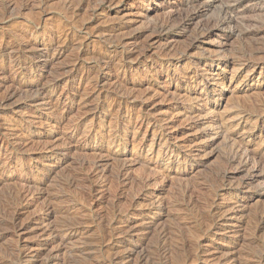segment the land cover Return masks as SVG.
I'll return each mask as SVG.
<instances>
[{
  "label": "rangeland",
  "instance_id": "1",
  "mask_svg": "<svg viewBox=\"0 0 264 264\" xmlns=\"http://www.w3.org/2000/svg\"><path fill=\"white\" fill-rule=\"evenodd\" d=\"M10 1L9 0H0V56L2 55L0 57V59L2 58L0 60L1 61L0 62L1 63L0 66H2V67H0V69H2L0 71V76L2 77L3 74H4L5 77L13 78L16 73L23 72V73H25V76L28 75L30 78L31 77L32 78H34V77L36 78L37 77L40 81L42 80L41 81L42 84H44L46 82L45 83L46 86H49V85L53 84L54 82H59L58 87H57V89L55 91V94H54V97H53V101L56 100L57 106L59 105L58 106V114H61L60 116H62V119L63 120H61V124L57 125V127L58 126H60V127H58V128L55 127V129L54 128H51V129H52V132L54 134H58L61 131L60 132L61 135L62 136H65V137H63L64 139L60 142V144H61L60 145L61 146V149L60 150H58V151L53 150V151H51V152H49L48 154H45V155L41 153V150L40 149L44 147V144H41L39 142V140L36 139V137H38V133L39 132L41 134V131H42V134H43V133H47V131L44 132L43 130L40 129V127L38 128V126H41L40 124L42 122V119H43V121L45 120V122H47V123L48 122L49 123L51 122L53 125L55 124V122H53L51 119H47L48 120L47 121L46 118H44L46 113H49V114H50V112L52 113V111L50 110L51 106H49L50 108H48V105H46L45 106V109H46L45 111L46 112L44 111L43 112L44 115H41L42 112L40 111L41 110L40 105H39L40 103L38 104V102L37 103L36 102H32L30 100V97L28 96V95H31V94H28L27 95V94L23 93V95H22V93L18 92L14 96V98H12L11 102L9 103V105L10 104L13 105V107L15 109L13 107H11V105H10L9 107L6 108L5 111H3V113H0V129L2 131V132L0 131V155H1L0 156V169L1 170H4L5 169L4 173H5V177L7 179V180L5 179V181H3L5 185L2 184L3 182H0V184H1L0 185V213H1L0 214L1 215L0 216V219H1V223H0V227H1L0 228V236L2 235L1 236L2 238L0 237V264H2V261H3V264H14L13 263L14 261L13 260H10V259L13 258L12 256H14L15 253H16L15 254L16 256H17V254H18L19 251H22L25 254H30L31 252H33L34 249L35 250H39V249L41 250L42 247H43V246L39 245V243H40L39 242V238H40L39 233L41 234V228H40L41 226H40V224L38 222L33 223V221H32V219L35 218V216H37L39 214V212H37V211H40V209H41L40 207H42L43 203L41 202L42 200H39L40 201L39 202L38 200L33 199L34 197H32V196H34V195L37 196V190L35 189V187L37 186V184L35 185L34 180H35L36 183L39 182L41 179L44 180V177H42V176H39V177L36 176L38 174L37 170L38 169L43 170L45 168L44 165H48V163L51 164V165H55L56 168H55V171L53 172V174L51 176H49L50 179L47 178V180H45V182H43L42 185L45 186V187L47 186L46 189L49 190V192H52L53 190L55 192L56 191H59V192L62 191L63 192L65 190L63 193L66 194V195H68L67 193H69L68 196L71 198V200H75V204L78 203L79 207H82V210L83 211L85 210L84 214H86L87 211L88 212L90 211L89 213L87 212L88 215L82 216V220H84V222L86 223V226L88 228L81 233L82 235L79 234L78 237L76 236V237L73 238V241L75 243H77L80 240L81 241L82 240H85V241H90V242H91V240L93 242L94 241H98L105 234V232H107V225H108V223L111 221V219L113 217V215H112L113 214V211L115 209H117L114 206V203H115L114 202L115 201L114 198H115V196H117V194L119 192H122V197H121L122 200L120 201V204H119V210L120 211H123V210L126 211V210H128L127 208L130 209V206H131L130 204H132V206H133V203H135L136 201L137 202L140 201L139 202L140 205H139V208H137V210H141V209H144V208L146 210L147 209V205H149V203H151L152 201H157V200L159 201V199L165 203V207L163 208L162 214H161V210H158V209H153L151 211L156 216H158V220L156 222V227L159 228V229H157L155 227V229H153L152 232H151V234H150L151 236L150 235L148 236L149 238H147V240H145L143 246L141 247L142 249H144L143 250V253H145V255H147L146 258L145 259H142V260L139 259V261L137 260L136 263L132 262L130 264H139V263L140 264H217L216 262L218 261V258L224 256V254H227V253H228L227 256H230L231 255L230 257H233V260L230 261L231 264H252V261H253V264H255V261L257 260L256 257H258V255H259V253L257 254L255 252L256 251L257 252H261L262 251V248L259 247L260 244H258L257 242H259L260 239L264 236L263 235L264 234V231H257V230H254L253 231V228L256 229V225H255V223H256L255 221L256 220L254 221V219H256V213L259 212V210H261L262 208H264V193H262V192H264V182H263V184L261 183L260 186L259 185L257 186V184H256V186L255 185L251 186V188H249V189L246 190V194L245 193H242L243 195L241 194V197H239V200H236V201H239V203H240L241 206L242 205H246V204L248 205L246 211L243 213V215L245 214L246 216L244 215L243 218H242V220H237L236 221V223L241 227V229H239V227L234 228V230H233V228L230 229V230L229 229H226V225H225L226 222H223L220 217H219V219L217 217V219H216L217 220V222H216L217 225L215 226L214 229H212V227L210 225L212 222H210V220H209L210 218L207 217V214H206L207 213V209H209L210 204L213 203L211 201H214L215 202L217 199L219 201H223V200H231L232 201L234 199L233 201H235V198H234L235 195H234V193L236 194V191L234 189H231L232 191L229 190V191H223V192H221V194L223 196H220V197H217L218 194H214V193H218L221 190V187H223L222 180H221L222 183L220 182V179H221V176L220 175L224 172L225 166H222L224 164V160H223V158L220 155H219L220 158L218 157V155L217 156L216 155H213V156L209 157V159H207V158H200L197 161L198 164L196 163L197 165H195L196 166L195 167L196 169L194 168L195 170L193 169L190 172H189V167L188 166H181V168H177V166L168 167V166H166L164 164V162H161L158 166L156 165L157 167L156 166L150 167L151 169L153 168V170L148 169L149 167H147V169H146L145 168L146 167L145 164H135V165H132L131 168L129 169L130 170L129 171L130 172L129 173V177H130L129 186L128 185H126V186H120V184H119L118 181H116L113 178H111L110 179L111 181L109 180L107 182V186L108 187L106 186L105 189L102 192L103 194L101 193L102 195L100 193H98V194H96L95 197H91L90 196V198H89V196H87L86 197L87 199H85V196L86 195L85 196H84V194L81 195L83 193L82 192L83 190H82L81 187L72 188L73 190L70 188V190H69V189L66 188V186H64L65 185V183H64L65 181L64 180H66L68 178L67 176L69 174H72V173H74L76 171H79V170L81 171L80 165H77V164H79L80 161L81 162L84 161V163H85V161L86 162H90V160L91 159L93 160V158H94L93 157V153H92L93 152L92 149L93 148H96V146L93 145V144H88V143L86 144V142H84V139L82 138V137H84V134L83 133H86L87 131L88 132L89 131H97L98 133L99 132H102L104 130V127H102V126H107L112 121V120H110V118L109 119H100V120L99 119H96V118H88L89 114L83 112L86 109L83 108L84 110H82V108H78V106L77 107L75 106V108H74L73 107V103L71 104V101L69 99L71 97H73L74 95H76L80 91L82 93H84V94H87V93L88 94H97V92L99 93L101 91V86L96 85V81H97V79H100V78H103V79H105L106 81H109V82L111 81V83L107 84L106 85L107 87L105 86V88H103V89H110V88H112L113 87L112 86L113 85L112 81L115 82L116 76L117 77L121 76L122 78L132 79V80H135L136 81V78H138V75L142 72V70L144 68V67H141V66H138L137 65V60L139 59L140 54L144 51V48L145 47L143 45H145L144 43L147 42L146 39H148L149 41H152V42L154 41L153 42L154 44H151L152 42H150V44H151L150 47L151 48H149V46H147L150 52L148 53V60H147L146 64L147 65H150L151 64V61H149V60L152 59V56L155 55L158 52H161V51L165 50L168 47L169 43H172L171 45L174 48H177V47L179 48L180 47L179 49H181V47L184 44H185L184 47L190 45L192 43L191 41H193L194 37L198 34L197 33V30H198L197 28H199L203 24L204 25L208 24V22H211L212 23L211 26L213 24L215 25V23H216V25L218 27H214V29H212V35L209 38L202 40L199 43V45L197 44V46L190 51V53L192 52L191 53V58L192 59H190V58L189 59L188 58H182V59L175 58V59L172 60L171 65L170 64H166V66L165 65H162L161 66L159 64H156V65H154L153 68L151 67V72L152 73L149 72L150 74L148 73L146 75V81H147V76L149 78L151 74L152 75H156L157 72H161V71L163 73H165V74H163L162 77L157 78L158 80L157 79H154V80L151 79L150 80V83H151V85L155 89H157V91L159 93L158 96L160 98L158 96L156 98H159V100L161 99L160 101L161 102L163 101V103L169 104V103H172L173 102V101H171L172 100V98H171L172 97V87H173V85H176V80H178L177 82H179V83H182L183 82V77H181V75H179V77H176V79L172 80V75H173V78H175L174 77V71L175 70L182 69V68H184L186 66L187 67L188 66L189 67H195V68L200 69L201 71H204V73L206 72V74H205L206 77L207 76L209 77V75L211 76L212 73L216 74L218 71H221V73L220 72H218V73L224 74L225 73V70H227V69L229 70V71L227 70L228 73H229L228 76L231 75L229 78H231L234 75V73H236V75H234V76L237 77V79H236L237 81L235 83L233 82L234 84H233V88H232L233 91L232 92L229 91L230 86L228 88H226L225 91H222V87L221 86L220 87H218V86L215 87V84H213L212 82H207V81H205V84L204 85L201 84V83L198 84V90H199V92L204 93V94H208V95H212L213 93H215L216 95H218L219 93L224 92L223 93L224 98L222 99L220 105L216 109L217 111H220V113L219 112H216L218 115H223L225 113L228 114V113H230V111L234 110L235 108L238 109V106L240 104H242L241 105L242 108H244V106H246V105H247L246 107H248V105L250 104L248 108L242 109V110L247 109V111L249 110V112H247L245 110L246 113H249V115L246 116V118L247 117L248 118L247 119L244 118V120L246 119L245 121L249 122L248 123L249 126H246V127L248 129V128H251V126H252L253 130L255 129V131H254L255 132V136H253V139L254 140L252 141V143H256L257 142V144H258V143H260L262 141L264 143V126H263L264 125V115H263L264 114V0H182V1H180V0H113V4H112V0H106V1H104V0H89V1L88 0H82V1L81 0L80 1L79 0H46V1L45 0H38L37 1L36 0L37 3H36L35 0H34L35 2L33 0H29V1L28 0H22L24 2L20 1L21 3L19 2V0L18 1H13L12 0V2H11V4H13L12 6L9 3ZM39 1H41V2H39ZM77 1H79V2H77ZM188 1H189V3H188ZM5 2L8 3V5ZM26 2H28V5L27 6H23L24 4H22V3H25L26 4ZM170 2H171V4H170ZM71 3L72 4L75 3V4L72 6ZM76 3L77 4L81 3V4L79 6L77 5V8H76L75 7ZM102 3H103V5H102ZM110 3H111V5H110ZM32 4H33V6H32ZM166 4L167 5L170 4V7H172V6L177 7V10H178V8H180L178 11H180L181 14H180V12L179 13L178 12L177 13L175 12L174 13V17L172 16V19L174 18L173 21H171V23L173 24V26H172V24L170 22H167V19H169L171 17L170 16L171 13H170V9H168V8L166 9V7H165ZM190 4L191 5L193 4V6H191ZM21 6L23 8H21ZM39 6H40V10H39ZM180 6L183 9H181ZM13 7H14L15 10L14 9H10V8H13ZM41 7H42V9H41ZM79 7H80V9H79ZM187 7L189 8V10L191 12H194L195 11L194 9L196 8L197 11H195V12H198V14L195 16V18H194L193 21H190V22L189 21H186L184 23V21L186 19V16H187V12L189 13V10H188ZM30 8H32V9H30ZM186 8H187V10H186ZM16 10H19V11H16ZM165 10H166V12H165ZM167 10H169V11H167ZM5 12H7V13H5ZM95 12H96V14H95ZM99 12H100V14H99ZM184 12H186V13H184ZM68 13H69V15H68ZM90 13H91L92 17H90L91 16ZM190 13H189V15H191ZM3 14H4V16H2ZM7 14H10V15H7ZM165 14H166V16H165ZM59 15H61V16H59ZM94 15L96 17H94ZM101 15H102V17H101ZM58 16H59V18H58ZM78 16H80V17H78ZM93 17H94V19H93ZM178 17L180 19H182L181 20L182 22H179L180 19H178ZM112 19H114V20H112ZM115 19H116V21H115ZM119 20H122V21H119ZM206 20H208L207 23H206ZM114 21L115 22H118V23H115ZM174 21H176L177 24ZM212 21H215V22L213 23ZM64 22L65 23H67V22L69 23L70 22V24H72V25L74 24L75 25V26L74 25L73 26H74V32H75L76 35L73 36V38H72L73 39L72 40L73 42L71 41L72 43L69 42V41L68 42H63L64 41L63 40L64 39L63 38V35L58 36L60 34L59 31H58L59 30L58 28H61V25L63 26L65 24ZM112 22H114L115 24L112 23ZM162 22L169 29V30H167L168 32L165 33V34L164 33L163 34L162 33H159V31L157 30L156 26H154V25H157V24H163ZM124 23L129 24V26H128V30L129 31L128 30H125L124 33L122 32V34H121V32H117L118 34H120V35H118V38H117L116 37L117 36L116 35L117 33L111 32L110 31V28L113 25L124 24ZM199 23H200V25H199ZM107 24H108V26H107ZM35 25H37V26H35ZM194 25H197V26H195V28H193ZM38 26L40 28H38ZM148 27H149V29H148ZM172 27H173V29H172ZM154 28H155V31L153 30ZM39 29H41V30H39ZM54 29H56V30H54ZM195 29H196V31H195ZM30 30H32V31H30ZM80 30L82 32H80ZM131 30H132L133 33H131ZM156 30H157L158 35L156 33ZM170 30H172V31H170ZM250 31H252L253 33L250 32ZM90 32H91V34H90ZM125 32H126L127 35L125 34ZM256 32H258V33H256ZM92 33H94V34H92ZM102 33H103V36H102ZM150 33H151V36L149 35ZM154 33H155L156 36H154ZM15 35H18V36L16 37ZM23 35H25V36H23ZM105 35H106V37H105ZM249 35H250V37H247ZM29 36L33 37L34 39H37L38 43L40 44V46L38 48H35L34 49L31 46H30L31 48L30 47L24 48L26 42H24V43L22 42L24 40L23 37L26 38V37H29ZM78 36H80V37H78ZM100 36H102V37H100ZM134 37H135V39H134ZM136 37L138 38V41L140 42L139 45H138L139 48H136L137 50L135 49V51L133 52V54L131 56L127 57V59L122 60L121 59V55H118V54L114 53L115 50H116L114 48V46L117 45L118 39H124V40H129V41H132L131 39H133V41H134V40L137 39ZM192 37H193V39H192ZM10 38H12V39H10ZM79 38L80 39L82 38V39L79 40ZM115 38H116V40H115ZM143 38H144V40H143ZM190 38H191V40H190ZM13 39H14V41H13ZM187 40L188 41L190 40V42H188ZM85 41H87V42L85 43ZM74 42L75 43L78 42V44L76 43V45L78 47L75 45ZM46 43L47 44L48 43H53L54 44V47H53V50L54 51L51 50V56H50V60L51 61L49 60V63L44 68V67H41L40 65H38V63H36L34 61V59L39 55V53L41 51L45 50V46L44 45H46ZM60 44H62V45H60ZM85 44L88 45V48H87V46ZM150 44H148V45H150ZM218 44L220 46H218ZM165 45H166V48H165ZM72 46H73V48L75 46L76 47L73 49ZM140 46L142 48L141 50H140ZM19 47H21V48H19ZM22 47H23V49H22ZM1 48H2V50H1ZM55 49H56V51L58 53L55 51ZM75 49L76 50L78 49V50L76 51ZM16 50L18 51V53H17ZM61 50L63 51V53H62ZM21 52H22V54H21ZM207 52L208 53L210 52V53L208 54ZM13 53H15V54H13ZM77 53H80V54H77ZM138 53H139V55H138ZM205 53H206V55H205ZM72 54H74V55H72ZM110 54H112V55H110ZM213 54L214 55H217V57H215ZM3 55H5V56H3ZM80 55H81V57H80ZM109 55L112 58V61H114V62H113V64H110L111 66L110 65H108V66L106 65V67H105V62L106 61H104V60H108L109 59L108 58ZM200 55H202V57ZM11 56H13V59H12ZM93 56H96V57H93ZM76 57H77V59H76ZM203 57L204 58L210 57L209 58L210 60L213 61V59H215L216 62L215 61L214 62H210L209 61V62L205 63ZM225 57H226V59H225ZM3 58H5V59L3 60ZM93 58H94V60H93ZM100 58L102 60H99ZM261 58H263V59L261 60ZM14 60H16L17 62L14 61ZM83 60H85V61H83ZM258 60H260V61H258ZM55 61L56 62L58 61L57 64H56ZM67 61L68 62L70 61V62L68 63ZM81 61H83V62H81ZM231 61H234V62H231ZM14 62H16V63H14ZM50 62H52V63H50ZM96 62H98V63H96ZM129 62H131V63L129 64ZM13 63H14V65H13ZM259 63L262 64V67L263 68H261V69H263V70H261L260 68L257 67V65ZM3 64H4V66H3ZM26 64H27V66H26ZM55 64H56V66H55ZM18 65H19V67H18ZM20 65L22 66L21 68H20ZM64 65H67V66L64 67ZM100 65H101V67H100ZM234 65H236L238 67H236ZM54 66H55V68H54ZM117 66H118V69H117ZM233 66H234V68H233ZM24 67H26V68L24 69ZM90 67H91V69H90ZM203 67H204V69H203ZM71 68H76V70H77V72H76V74H75V76L73 78L74 81L73 80L71 82L63 81L64 75L62 76L61 75L62 74L61 72L66 71V70H69ZM56 69H58V70H56ZM124 69L127 70V71H125L123 73ZM8 70L12 74H9L10 72H8ZM53 70H56V71H53ZM115 70H116V72H115ZM167 70H168V72H167ZM207 70H209V71H207ZM246 71H247V73H245ZM260 71H261V73H259ZM56 72H58V73H56ZM54 73H56V74H54ZM92 75H95V77L97 76V79L94 78V77H92ZM55 76H57V77H55ZM1 77H0V93L2 92L3 94L2 93L0 94V98L4 97V95L10 90V89H8V86L7 85L5 87H3L1 85V84L4 83V81H7V79H9V78H7L5 80L4 76L2 78ZM27 77H25V78H27ZM83 78H85L86 80L83 79ZM245 78H246V81H245ZM55 79H56V81H53ZM94 79H96V80L94 81ZM48 81H49V84H48ZM240 81H241V84H239ZM88 82H89V84H88ZM194 83H195V81H194ZM90 84H92V85H90ZM246 85H251V86H256V87L258 86L259 88L257 87L258 90H256V92L249 91V92H246V93H240L239 92V89L237 91L236 88H235V86H238V88H242V87H244ZM62 86H63V88H62ZM110 86H112V87H110ZM93 87H95V88H93ZM99 87H100V89H99ZM4 88L8 89V91H6V89H5V91H3ZM67 89H69V90L67 91ZM86 91H87V93H86ZM166 92H167V95H166ZM168 92L170 93L169 96H168ZM257 92H258V94H257ZM247 93H249V94L246 95ZM69 94H71V95H69ZM250 94H252V95H250ZM19 95L20 96L22 95V97H20ZM163 95H165V97L166 96L167 97L165 98ZM234 95L235 96L237 95L236 98L238 99V102H237V99L235 98ZM23 96L25 98L26 97H28V98L25 99ZM136 96L139 97L140 95L137 94ZM67 97H69V99H67ZM229 97H231L230 98L231 100L228 99ZM239 98H241V99L239 100ZM60 99H61V101H60ZM139 99H140V97H139ZM211 99H212V96H211ZM256 99H257V101H256ZM22 100H23V102H22ZM13 101H15V102H13ZM33 103H35V104L32 105ZM237 103H238V105H237ZM65 104H66V106H65ZM102 104L105 105L104 103H100V104L97 105L98 108H100L102 106ZM260 104H262V105H260ZM236 105H237V107H236ZM251 106L252 107L255 106V107L252 108ZM52 107H53V105H52ZM64 107H65V109H63ZM160 107H161V109H160L161 111H159L157 114H159L160 116H161V114H162V116L168 115V113H166V111H168L167 108H166L167 106L161 103ZM233 107H235V108H233ZM77 108L79 110H77ZM260 108L263 109V110H261ZM21 109H22V111H21ZM204 109H205L204 107H199L198 108V110H200L201 112L204 111ZM25 110H26V112H25ZM251 111L253 113H257L258 111L259 112L257 114H255V115H252L253 113ZM259 113L261 115H263V116H260ZM82 114H84V115H82ZM85 115H87V116H85ZM128 115H130V114H128ZM128 115L126 114V112L124 113V116L126 118L128 117ZM42 116H43V118H41ZM172 116H174V118ZM172 116L170 115L169 117H170V119L172 118L171 120H174V119L176 120L174 122L175 126H176V123L178 124V123L181 122V121H179L180 117L179 118L176 117L177 115L176 116L175 115H172ZM210 116H212V114ZM5 120L6 121L8 120V121L6 122ZM127 120H129V117L127 118ZM254 120L255 121L258 120V122L257 121L255 122ZM132 121L136 125V116L133 115ZM22 122H23V124H22ZM251 122H252L253 125L251 124ZM92 124H94V125H92ZM184 124H185L184 121H182L180 124H178V125H181V126H176L175 127L176 129L175 128H171L170 131L168 130L169 134L178 136L179 139L177 138L175 140L176 143H182L186 138H188V137H185V136L188 135L187 133H185V134H181V133L179 134L178 133V130L179 129H180V131H182V128H183V125ZM90 125H91V127L89 128ZM16 127L18 128V130L20 129L23 132H25L26 134L28 133L27 135H29L30 137L32 136V139H33V140L31 139L32 142H31V140H29V143L27 142L28 144H26V145H19V144H14L13 145L12 143H14L13 140H14L15 137L11 136L10 134H12V132H13L11 130L15 129ZM145 128H146V130H148V132L145 130ZM140 129H141V138L143 137V135H146L147 142L145 144L147 145V143H149V135H150L149 130H150V128L148 129V125H144ZM5 130L8 133L7 137L4 135L6 133ZM29 130H30V133L31 134L29 133ZM22 131H21V133H22ZM18 132L20 133V131H18ZM74 132L77 133V135L75 134V137L73 139L69 138V135L71 137V135ZM81 135H82V137H81ZM182 135H185L184 136L185 138ZM8 136H10V137H8ZM4 137H6V138H4ZM80 137L82 139H80ZM9 139L10 140L13 139L12 142ZM77 140H78V142H77ZM79 140H81V141H79ZM2 142H4V143L2 144ZM127 142L128 141H125V139H123V137L120 139L121 146H125V147H128L129 146V149L130 148L132 149V146L130 144V141L128 143ZM34 143H36V144H34ZM38 144H40V145H38ZM207 144H208V141L205 140V139L204 140H201L199 142V145H202V146H206ZM7 145H8V147H7ZM23 146L24 147L26 146V147L24 148ZM16 147H18V148H16ZM21 148H22V152L23 153L21 152ZM12 149H13V151H12ZM5 151L6 152L8 151V152L6 153ZM16 152H17V154H16ZM80 152H82V154H79ZM170 154H171V156H173L176 153L174 152V154H173V153L170 152ZM170 154H169V156H170ZM128 155H127L128 158H130V157L132 158V155L131 154H128ZM136 157L138 158L137 155H136ZM136 157L135 158L133 157V158L134 159H137ZM142 158H143L142 159L143 163L144 162L145 163H149L148 162L149 160L146 159V156L145 157H142ZM42 160H44V163H46V164H44L42 162ZM17 161H20L21 163L20 162H18V163H20L21 165H17ZM9 164L11 166H9ZM140 165L141 166L143 165V167H140ZM155 167L157 169L158 168L159 169L158 170H155L156 169ZM168 170H169V173H167ZM155 171L157 173L158 172L159 173L156 174ZM175 171H177L180 174H184V173L187 174L188 173L187 176H186V179H182L183 181L177 179L174 176V172ZM220 171L222 173H220ZM165 172H166V174H165ZM21 173H22V176H21ZM153 173H155V175H157V176L159 175V177L155 176ZM162 173H164V174H162ZM64 175L66 176V178H65ZM145 175H147V176H145ZM161 175H162V177H161ZM167 175H169V176H167ZM217 175H219V176H217ZM23 176H24V178H23ZM142 176L143 177L145 176V177H147L149 179L152 177L151 180H150V182H149L151 184L150 190L152 191V193L150 195V198L143 199L144 201L143 200L142 201L141 200H138V197L140 196L141 192L144 191V189H145V187L143 188V184L140 183V180L143 178ZM215 177H217V178H215ZM131 178H132V180H131ZM135 179H137V180H135ZM31 180L33 182L29 184L28 181L30 182ZM49 180H51V181H49ZM62 180H63V182H62ZM202 180L205 181V182L203 183ZM234 180H236V182ZM154 181L157 182L159 185L157 183L155 184ZM231 181L230 182H231L232 185L233 184L236 185L238 183V181H240V180H238V178H237V179H233ZM17 182H20V183H17ZM21 182L24 183V184H22ZM130 182L132 183V185H130L131 184ZM208 182H210V184H212V185H210ZM216 182L218 183V185L216 184ZM62 183H63V185H62ZM133 183H134L135 186L133 185ZM213 183H215L216 185L213 184ZM219 183H221V184H219ZM20 184H22L21 186L23 187V189H22L21 186H20L21 189L18 186ZM138 184L140 185V187H142V191H140L141 189H140V187H139ZM185 184L186 185L189 184L190 186H192L193 193H192L191 198L189 200H186V202L184 204H183V202H180V204H179L180 197H179L178 187L179 186L183 187V185L185 186ZM195 184H197V185L195 186ZM207 184H209V185H207ZM116 185L119 186V187L117 188ZM153 185H154V187H153ZM205 185L208 186L207 187L208 189H211L212 188L211 189L212 191L211 190H207V188H206ZM29 186H30V188H29ZM213 186H215V187L213 188ZM216 186H217V188H218V186H220V188H218L219 191L217 190ZM53 187H55V188L53 189ZM60 187H62V189L63 188L64 189L61 190V191L59 189H56V188H60ZM132 187H135L136 189L135 188H132ZM137 187H139V188L137 189ZM209 187H211V188H209ZM233 187H235V186L233 185ZM27 188L31 189V193L32 194L30 193V196H29L30 199L28 198L30 201L29 200L28 201L29 202L32 201V202H31V205H30L29 209L23 215L20 216L19 223H20V225H23V224L24 225H28L29 228H28V230H26L25 232H23L24 234L22 233L19 236L16 233H14L13 231H11L8 227H6V225L4 223H2V220L3 219L4 220L7 219L5 215H4L5 217H3V215H2L3 214V211H4L3 207H4V204H5V207L8 206V205H10L11 201H13L12 198L18 193V191H24ZM121 188H122V190H121ZM15 189H17V190H15ZM134 189L136 190V192L134 191ZM179 189H180V187H179ZM202 189H204V190H202ZM34 190H36V193H35ZM78 190H80V192H79L80 194H78ZM117 190H118V192H117ZM14 191H15V193H14ZM137 191H138V193H137ZM115 192L117 194H115ZM132 192H133V194H132ZM194 192H195V194H194ZM56 193H58V192H56ZM212 193H213V196H212ZM197 194H199V196ZM175 195H177V196H175ZM76 196H77V198H76ZM98 196H100V197H98ZM134 196L135 197L137 196L136 199H135ZM162 196L164 197V199H163ZM173 196H174L175 199L173 198ZM196 196H198L199 198L196 197ZM251 196L254 198L252 201H250L249 199L248 200L246 199V197L248 198V197H251ZM31 197H32V199H31ZM9 198H11V199H9ZM153 198H154V200H153ZM196 198H198L197 199L198 201L196 200ZM96 199H98V200H96ZM155 199H157V200H155ZM7 200L8 201L11 200V201H9L10 203H8ZM110 200H112L113 203ZM122 201H123V203H122ZM202 201H204V202H202ZM175 202H176V204H175ZM168 203H170V204H168ZM171 203H173V204H171ZM189 203L192 204L193 207L191 205H189ZM66 205L67 204H65V203H61L59 205V207L61 206V209H62ZM110 205H111V207H110ZM175 206H176V208H175ZM183 206H184V208H183ZM198 206H200L199 208H202V206H203V208L200 210L198 208ZM204 206H206V207L204 208ZM123 207H125V209ZM140 207H142V208H140ZM177 207H178L179 211L181 210V212H178L177 211ZM259 207H260V209H259ZM91 208H92V210H91ZM171 208L172 209L175 208V209L174 210H171ZM181 208H183V211L184 212H182V209ZM191 208H193V209H191ZM167 209L169 210V212H168ZM190 210H193V211H190ZM94 211H95V213H94ZM125 211H123V212H125ZM157 211H159L160 214ZM136 214H137V211H133V214L132 213H129L127 215H128V217H129L130 220L135 221ZM196 214L198 216H200L201 219ZM189 215H191V216H189ZM202 215H206V219ZM85 216L87 217V219H86ZM28 217H29V219H28ZM31 217H32V219H31ZM84 217H85L86 220L84 219ZM88 217H89V219H88ZM183 217H184V219H183ZM185 217H186V219H185ZM193 217H194V219H193ZM61 218H63V217H61ZM178 219H181V220H178ZM4 220H3V222H4ZM190 221H192V222H190ZM195 221H196V223L197 222L198 223L196 224ZM201 221H204V222H207V223H204V222H201ZM105 223H107V224H105ZM183 223H185V224H183ZM195 224H196V226H195ZM207 224H208V226H207ZM2 225H4V227ZM97 225H99V226H97ZM181 225L183 227H181ZM204 225L207 226L208 228H210V231L211 232ZM253 226H255V227H253ZM101 227H102V229H101ZM160 227H162L163 229L165 228V231H166L165 234L167 235V236L165 235L166 240H165V238H164V240H161L160 239L161 238L160 237V234H158L159 233V230H160ZM186 227H187V229H186ZM190 227H192V228H190ZM7 228H8V230H7ZM37 228H39V229H37ZM182 228L183 229L185 228V230H182ZM179 229H180V231H179ZM225 229H226V232H225ZM236 229H238V230H236ZM214 230H215V232H214ZM263 230H264V228H263ZM85 231H86V233H87L88 236L86 235ZM255 231H256V234H255ZM169 232H170V234L168 235ZM97 233L100 234V235H98ZM85 235H86V237H84ZM260 236H261V238H259ZM95 237L97 238V240H96ZM151 237H152V239H151ZM167 238H168V240H167ZM47 240H49L50 242H52L53 237L51 236V237L48 238V236H47ZM185 240H187V241H185ZM135 241L139 242L140 240L135 238ZM157 242H159L158 245H157ZM178 244H180V245H178ZM255 244L257 245V247H256ZM253 245H254L255 248L252 247ZM55 246H56V244H52V246L50 245L47 250L43 251V253L45 254V256L42 253V256H41L42 258L40 257V259L46 258V256H48L49 253L51 252L52 254H58L59 255V258L58 259H60V260H58V259L57 260L60 262V264H88V263L89 264H92V262H93V264H111V263H109L108 254H107V252H106L105 249H104L105 251L104 250L101 251L102 253L101 252H97L96 250L93 251V249H92L90 252L83 253V255L82 254H74V253L71 255V252L65 251V250L62 251V252H57V250H58L57 249L55 252H53L55 250V248H56ZM198 246H200V247H198ZM145 247H146V249H145ZM162 247L164 248L163 250H165L164 251L165 256L162 253L163 252L161 250ZM184 247H186V248H184ZM52 248H53V251H52ZM141 248H139V251L140 250L142 251ZM253 248L255 249V251H254ZM48 251H50V252H48ZM144 251H146V252H144ZM66 252H67V254H65ZM46 253H47V255H46ZM92 253H94V254H92ZM61 254H63V255H61ZM88 254H90V255H88ZM254 254H256V255H254ZM77 255L78 256H81L82 255L81 257L82 258L85 257L86 259L85 258L82 259L81 257H78ZM145 255L143 256V258L145 257ZM16 256H14V258H16ZM86 256H89V257H86ZM105 256H106V258H105L106 260L103 259ZM159 256H161V257H159ZM254 256H256V257H254ZM136 259H137V257L135 258V260ZM234 259H236V260H234ZM158 260H159V262H158ZM40 261L34 262V263L35 264H39ZM78 261H79V263H78ZM230 262H228L227 264H230Z\"/></svg>",
  "mask_w": 264,
  "mask_h": 264
},
{
  "label": "bare ground",
  "instance_id": "2",
  "mask_svg": "<svg viewBox=\"0 0 264 264\" xmlns=\"http://www.w3.org/2000/svg\"><path fill=\"white\" fill-rule=\"evenodd\" d=\"M10 1V0H9ZM13 1H18V0H13ZM22 1V0H19V2ZM29 1V0H28ZM34 1V0H33ZM36 1V0H35ZM34 1V2H35ZM38 1V0H37ZM36 1V3H37ZM46 1V0H45ZM80 1V0H79ZM77 1V2H79ZM82 1V0H81ZM89 1V0H88ZM106 1V0H104ZM182 1V0H180ZM12 0L9 2L11 4ZM24 2V1H22ZM41 2V1H39ZM38 2V3H39ZM84 2V1H83ZM110 2V1H109ZM108 2V3H109ZM115 2V1H114ZM193 2V1H192ZM191 2V3H192ZM6 3V2H5ZM16 3V2H15ZM21 3V2H20ZM30 3V2H29ZM32 3V2H31ZM35 3V4H36ZM43 3V2H42ZM101 3V2H100ZM117 3V2H116ZM119 3V2H118ZM189 3V1H188ZM8 5V3H6ZM18 4V3H17ZM24 4L23 6H27L28 5V2L25 3H22ZM75 4V3H74ZM74 4L71 3V5L73 6ZM81 3L75 5V7L77 8V5L79 6ZM87 4V3H86ZM112 4H113V0H112ZM115 4V3H114ZM171 4V2H170ZM170 4H166L165 7L166 9H170V18L167 19V22H170L173 21L172 19V16L174 17V13L176 12H180L178 11L180 8H178L177 10V7H170ZM194 4V3H193ZM193 4L191 6H193ZM197 4V3H196ZM195 4V5H196ZM13 4H11L12 6ZM21 5V4H20ZM19 5V6H20ZM103 5V3H102ZM107 5V4H106ZM111 5V3H110ZM194 5V6H195ZM15 6V5H14ZM33 6V4H32ZM35 6V5H34ZM86 6V5H85ZM178 6V5H177ZM199 6V5H198ZM10 7V6H9ZM69 7V6H68ZM113 7V6H112ZM115 7V6H114ZM181 7V6H180ZM189 7V6H188ZM187 7V8H188ZM7 8V7H6ZM16 8V7H15ZM18 8V7H17ZM21 8H23L21 6ZM82 8V7H81ZM90 8V7H89ZM185 8V7H184ZM186 8V10H187ZM199 8V7H198ZM197 8V9H198ZM9 9V8H8ZM10 9H14L13 8H10ZM32 9V8H30ZM42 9V7H41ZM68 9V8H67ZM72 9V8H71ZM80 9V7H79ZM78 9V10H79ZM181 9H183L181 7ZM6 10V9H5ZM15 10V9H14ZM29 10V9H28ZM39 10H40V6H39ZM63 10V9H62ZM77 10V9H76ZM108 10V9H107ZM189 10V8H188ZM195 11L196 8L194 9ZM7 11V10H6ZM16 11H19V10H16ZM71 11V10H70ZM69 11V12H70ZM84 11V10H83ZM169 11V10H167ZM191 12L189 10V13L191 15H189V13L187 12V16H186V19L184 21V23L186 21H193L195 16L198 14V12ZM4 12V11H3ZM10 12V11H9ZM8 12V13H9ZM42 12V11H41ZM72 12V11H71ZM166 12V10H165ZM203 12V11H202ZM7 13V12H5ZM15 13V12H14ZM46 13V12H45ZM88 13V12H87ZM92 13V12H91ZM90 13V15H91ZM186 13V12H184ZM82 14V13H81ZM89 14V13H88ZM94 14V13H93ZM96 14V12H95ZM100 14V12H99ZM181 14V12H180ZM7 15H10V14H7ZM58 15V14H57ZM69 15V13H68ZM80 15V14H79ZM176 15V14H175ZM4 16V14L2 15ZM6 16V15H5ZM61 16V15H59ZM58 16V18H59ZM73 16V15H72ZM106 16V15H105ZM166 16V14H165ZM178 16V15H177ZM180 16V15H179ZM183 16V15H182ZM65 17V16H64ZM77 17V16H76ZM80 17V16H78ZM92 17V15L90 16ZM94 17H96L94 15ZM93 17V19H94ZM99 17V16H98ZM102 17V15H101ZM57 18V19H58ZM66 18V17H65ZM104 18V17H103ZM145 18V17H144ZM182 18V17H181ZM56 19V20H57ZM87 19V18H86ZM121 19V18H120ZM178 19H180L178 17ZM11 20V19H10ZM88 20V19H87ZM92 20V19H91ZM114 20V19H112ZM169 20V21H168ZM182 19H180L179 22H182L181 21ZM198 20V19H197ZM214 20V19H213ZM7 21V20H6ZM60 21V20H59ZM116 21V19H115ZM114 21V22H115ZM118 21V20H117ZM119 21H122V20H119ZM162 21V20H161ZM211 21V20H210ZM221 21V20H220ZM229 21V20H228ZM5 22V21H4ZM112 22V23H114ZM126 22V21H125ZM130 22V21H129ZM132 22V21H131ZM145 22V21H144ZM166 22V21H165ZM176 22V21H174ZM208 22V20H206V23ZM213 23L215 21H212ZM223 22V21H222ZM65 23V22H64ZM79 23V22H78ZM95 23V22H94ZM115 23H118V22H115ZM114 23V24H115ZM143 23V22H142ZM163 23V22H162ZM193 23V22H192ZM196 23V22H195ZM205 23V24H206ZM35 24V23H34ZM154 24V23H153ZM167 24V23H166ZM172 24V23H171ZM177 24V22H176ZM197 24V23H196ZM203 24V23H202ZM211 22H208V24L206 25H202L200 26L199 28H197V35L194 37H192L193 41H191L192 43L188 46H185L184 45L181 47V49H179L178 47L177 48H174L171 44L172 43H169L168 47L166 48V45H165V50L161 51V52H158L156 53L155 55L152 56V59H150L149 61H151V64L150 65H147L146 62L148 60V53L150 52L148 47L151 48V44H154L152 41H149L148 39L146 43H144L145 45H143L145 48H144V51L140 54V57L139 59L137 60V65L138 66H141V67H144L142 72L138 75V78H136V81L135 80H132V79H127V78H122L121 76L117 77L116 76V80L115 82L112 81L113 83V87L110 88V89H103L105 88V86L109 83H111V81H106L105 79L103 78H100V79H97V76L95 77V75H92V77L96 78L97 81H96V85L98 86H101V91L98 93L97 91V94H88L87 91L86 93L87 94H84L82 93L81 91L78 92L76 95H74L73 97H71L69 99V97H67V99H69L71 101V104L73 103V107L75 108V106L78 108H82V110L86 109L85 113H88L89 116L88 118H96V119H109L112 120L110 122L109 125L107 126H102L104 127V130L102 132H97V131H87L86 133H83L84 134V137H81L84 139V142H86V144H93L96 146V148H93V160L91 161L90 159V162H86L84 163L83 162H79V164L77 165H80V169L81 171H76L72 174H69L67 177L66 180H64L65 182V185L67 189L70 190V188H76V187H81L82 188V194H84L85 196V199H87L86 197L90 196L91 197H95L96 194L98 193H102L103 190L105 189V187L107 186V182L113 178L114 180L118 181L120 186H126L128 185L129 186V181H130V177H129V169L131 168L132 165H135V164H145V168L147 169V167H149L148 169H151L150 167H154V166H158L161 162H164V164L168 167H171V166H177V168H181V166H188L189 167V172L191 170H193L198 164V160L200 158H207L209 159V157L213 156V155H219L223 158L224 160V164L222 166H225V169H224V172L222 173L220 171V173H222L220 176H221V179H220V182L222 180L223 182V187H221V190L219 191L218 188H220V186H216L217 190L219 191L218 193H214V194H218L217 197H220V196H223L221 194V192L223 191H229L231 189H234L236 191V194L234 193L235 195V201H231V200H223V201H219L218 199L214 202V201H211L213 203L210 204L209 206V209H207V217H209L210 219V222H212L210 225L212 227V229L215 228V226L217 225V217L219 219V217L222 219L223 222H226L225 225H226V229H232L234 230V228L236 227H239V229H241V227L236 223L237 220H242L243 216V213L246 211L247 209V204L246 205H240L239 201H236V200H239V197H241V194L242 193H245L246 194V190L251 188V186L257 184V186L261 185V183L263 184L264 182V143L263 141L258 143H252V141L254 140L253 139V136H255V129L253 130L252 126L251 128H248L246 126H249V122L245 121L247 118L246 116L249 115V113H246L247 109L245 110H242L244 108H248L246 106H244V108L241 107L242 104H240L238 106V109L235 108L234 110L230 111V113L228 114H223V115H218L216 112H219L220 111H217L216 109L218 108V106L220 105L222 99L224 98V95L223 93L224 92H221V93H217L218 95H216L215 93H213L212 95H208V94H204V93H201L199 92L198 90V84H205V81L207 82H212L213 84H215V87L218 86V87H222V91H225L226 88H229V91L232 92V88H233V84L237 81V77L234 76L236 75V73H234V75L229 78L230 76L228 71L225 70V73L224 74H220L221 71H218L220 73H212L211 76L209 75V77L207 76L206 77V72L204 73V71H201L200 69L198 68H195V67H184L182 69H179V70H175L174 71V77L173 78V75H172V80L176 79V77H179V75H181V77H183V82L182 83H179L177 82L178 80H176V85H173L172 87V100L173 101L172 103H169V104H166V103H163V101L161 102L159 100V93L157 91V89H155L151 83H150V80H154V79H157L159 77H162L163 73L162 71L161 72H157L156 75H150V77L148 78L147 76V81H146V75L150 72H151V67L153 68L154 65L156 64H159V65H165L166 64H170L171 65V62L173 59L177 58V59H182V58H191V53L190 51L192 49H194L197 44L199 45V43L204 40V39H207L209 38L211 35H212V29H214V27H218L215 23V25L213 24L211 26ZM60 25V24H59ZM74 25V24H73ZM72 24H70V22L68 23H65L63 26L61 25V28H58L59 30V35H63V42H71L73 39V36L76 35L75 32H74V26ZM82 25V24H81ZM95 25V24H94ZM168 25V24H167ZM180 25V24H179ZM184 25V24H183ZM200 25V23H199ZM37 26V25H35ZM41 26V25H40ZM84 26V25H83ZM108 26V24H107ZM128 26L129 24H117V25H113L111 26L110 28V31L111 32H122L124 33L125 30H128ZM156 26L157 30L159 31V33H167L169 30L168 27L163 23V24H157V25H154ZM153 26V27H154ZM173 26V24H172ZM178 26V25H177ZM176 26V27H177ZM195 26L197 25H194L193 28H195ZM34 27V26H33ZM55 27V26H54ZM57 27V26H56ZM60 27V26H59ZM179 27V26H178ZM188 27V26H187ZM186 27V28H187ZM190 27V26H189ZM38 28H40L38 26ZM37 28V29H38ZM85 28V27H84ZM132 28V27H131ZM147 28V27H146ZM175 28V27H174ZM100 29V28H99ZM135 29V28H134ZM149 29V27H148ZM173 29V27H172ZM181 29V28H180ZM183 29V28H182ZM185 29V28H184ZM191 29V28H190ZM217 29V28H216ZM41 30V29H39ZM44 30V29H43ZM56 30V29H54ZM101 30V29H100ZM99 30V31H100ZM140 30V29H139ZM145 30V29H144ZM155 31V28L153 29ZM152 30V31H153ZM157 30H156V33H157ZM192 30V29H191ZM32 31V30H30ZM50 31V30H49ZM79 31V30H78ZM129 31V30H128ZM127 31V32H128ZM172 31V30H170ZM194 31V30H193ZM192 31V32H193ZM196 31V29H195ZM194 31V32H195ZM80 32H82L80 30ZM103 32V31H102ZM110 32V33H111ZM186 32V31H185ZM193 32V33H194ZM252 32V31H250ZM31 33V32H30ZM38 33V32H37ZM53 33V32H52ZM85 33V32H84ZM131 33L132 30H131ZM246 33V32H245ZM244 33V34H245ZM253 33V32H252ZM258 33V32H256ZM255 33V34H256ZM29 34V33H28ZM91 34V32H90ZM94 34V33H92ZM126 34V32H125ZM143 34V33H142ZM250 34V33H249ZM36 35V34H35ZM56 35V34H55ZM107 35V34H106ZM105 35V37H106ZM115 35V34H114ZM117 38H118V35L120 34H116ZM127 35V34H126ZM147 35V34H146ZM145 35V36H146ZM151 36V33L149 34ZM158 35V33H157ZM193 35V34H192ZM191 35V36H192ZM254 35V34H253ZM16 37L18 35H15ZM25 36V35H23ZM89 36V35H88ZM92 36V35H91ZM95 36V35H94ZM93 36V37H94ZM102 36H103V33H102ZM100 36V37H102ZM135 36V35H134ZM139 36V35H138ZM149 36V37H150ZM153 36V35H152ZM154 36L155 33H154ZM15 37V38H16ZM20 37V36H19ZM36 37V36H35ZM62 37V36H61ZM80 37V36H78ZM110 37V36H109ZM125 37V36H124ZM132 37V36H131ZM148 37V38H149ZM190 37V36H189ZM245 37V36H244ZM247 37H250L247 36ZM24 40L22 41L23 43H25V47L24 48H28V47H33L34 49L35 48H38L40 46V44L38 43L37 39H34L33 37L29 36V37H23ZM58 38V37H57ZM92 38V37H91ZM99 38V37H98ZM111 38V37H110ZM137 38V37H136ZM167 38V37H166ZM12 39V38H10ZM18 39V38H17ZM16 39V40H17ZM62 39V38H61ZM75 39V38H74ZM82 39V38H81ZM79 38V40H81ZM114 39V38H113ZM135 39V37H134ZM150 39V38H149ZM154 39V38H153ZM158 39V38H157ZM19 40V39H18ZM56 40V39H55ZM85 40V39H84ZM111 40V39H110ZM116 40V38H115ZM132 41H129V40H124V39H118L117 41V45L114 46V48L116 49L114 53L118 54V55H121V59L122 60H125L127 59V57L131 56L133 54V52L135 51L136 48H139V41H138V38L136 40L133 41V39H131ZM141 40V39H140ZM144 40V38H143ZM191 40V38H190ZM190 40L188 42H190ZM14 41V39H13ZM88 41V40H87ZM85 41V43L87 42ZM96 41V40H95ZM99 41V40H98ZM104 41V40H103ZM206 41V40H205ZM204 41V42H205ZM21 42V41H20ZM19 42V43H20ZM21 42V43H22ZM73 42V41H72ZM71 42V43H72ZM79 42V41H78ZM78 42H76L78 44ZM94 42V41H93ZM142 42V41H141ZM144 42V41H143ZM150 42H152L150 44ZM3 43V42H2ZM41 43V42H40ZM54 43V42H53ZM53 43H46L45 46V50L41 51L39 53V55L34 59V61L36 63H38V65H40L41 67H46L47 64L49 63V60H50V56H51V50H53V47H54V44ZM75 43V42H74ZM75 43V45H76ZM102 43V42H101ZM203 43V42H202ZM4 44V43H3ZM150 44V45H148ZM19 45V44H18ZM57 45V44H56ZM62 45V44H60ZM73 45V44H72ZM86 45V44H85ZM105 45V44H104ZM14 46V45H13ZM17 46V45H16ZM68 46V45H67ZM77 46V45H76ZM75 46V47H76ZM84 46V45H83ZM87 48H88V45H86ZM85 46V47H86ZM103 46V45H102ZM101 46V47H102ZM142 46V45H141ZM140 46V50L142 49ZM218 46H220L218 44ZM226 46V45H225ZM11 47V46H10ZM18 47V46H17ZM16 47V48H17ZM30 47V48H31ZM59 47V46H58ZM62 47V46H61ZM60 47V48H61ZM74 47V48H75ZM78 47V46H77ZM106 47V46H105ZM176 47V46H175ZM15 48V49H16ZM21 48V47H19ZM18 48V49H19ZM29 48V49H30ZM32 48V49H33ZM57 48V47H56ZM73 48V46H72ZM73 48V49H74ZM107 48V47H106ZM113 48V47H112ZM200 48V47H199ZM220 48V47H219ZM222 48V47H221ZM7 49V48H6ZM9 49V48H8ZM13 49V48H12ZM11 49V50H12ZM14 49V50H15ZM23 49V47H22ZM59 49V48H58ZM86 49V48H85ZM84 49V50H85ZM111 49V48H110ZM163 49V48H162ZM225 49V48H224ZM2 50V48H1ZM10 50V51H11ZM21 50V49H20ZM28 50V49H27ZM72 50V49H71ZM76 50V49H75ZM78 50V49H77ZM76 50V51H77ZM82 50V49H81ZM108 50V49H107ZM119 52H118V51ZM137 50V49H136ZM4 51V50H3ZM8 51V50H7ZM17 51V50H16ZM24 51V50H23ZM35 51V50H34ZM39 51V50H38ZM54 51V50H53ZM56 51V49H55ZM59 51V50H58ZM62 51V50H61ZM89 51V50H88ZM103 51V50H102ZM159 51V50H158ZM216 51V50H215ZM228 51V50H227ZM57 52V51H56ZM104 52V51H103ZM111 52V51H110ZM214 52V51H213ZM218 52V51H217ZM18 53V51H17ZM55 53V52H54ZM58 53V52H57ZM63 53V51H62ZM98 53V52H97ZM101 53V52H100ZM99 53V54H100ZM208 53V52H207ZM210 53V52H209ZM208 53V54H209ZM221 53V52H220ZM227 53V52H226ZM15 54V53H13ZM22 54V52H21ZM29 54V53H28ZM77 54H80V53H77ZM96 54V53H95ZM102 54V53H101ZM105 54V53H104ZM154 54V53H153ZM201 54V53H200ZM228 54V53H227ZM19 55V54H18ZM24 55V54H23ZM61 55V54H60ZM74 55V54H72ZM71 55V56H72ZM76 55V54H75ZM87 55V54H86ZM90 55V54H89ZM112 55V54H110ZM110 55L108 56V60H104L106 61L105 62V67L106 65H110V64H113L114 61H112V58L110 57ZM136 55V54H135ZM139 55V53H138ZM137 55V56H138ZM194 55V54H193ZM206 55V53H205ZM211 55V54H210ZM214 55V54H213ZM221 55V54H220ZM223 55V54H222ZM225 55V54H224ZM233 55V54H232ZM2 56V55H1ZM0 56V57H1ZM5 56V55H3ZM21 56V55H20ZM29 56V55H28ZM105 56V55H104ZM202 57V55H200ZM208 56V55H207ZM215 57H217V55H214ZM228 56V55H227ZM230 56V55H229ZM12 59H13V56H11ZM10 57V58H11ZM16 57V56H15ZM55 57V56H54ZM78 57V56H77ZM76 57V59H77ZM81 57V55H80ZM93 57H96V56H93ZM101 57V56H100ZM206 57V56H205ZM56 58V57H55ZM72 58V57H71ZM70 58V59H71ZM85 58V57H84ZM89 58V57H88ZM103 58V57H102ZM135 58V57H134ZM199 58V57H198ZM204 58V57H203ZM202 58V59H203ZM210 57H207V58H204V62L207 63V62H214L215 59L210 60L209 59ZM2 59V58H1ZM0 59V60H1ZM5 58H3L4 60ZM21 59V58H20ZM23 59V58H22ZM52 59V58H51ZM81 59V58H80ZM96 59V58H95ZM106 59V58H105ZM115 59V58H114ZM132 59V58H131ZM221 59V58H220ZM226 59V57H225ZM263 58H261L262 60ZM2 60V61H3ZM11 60V59H10ZM9 60V61H10ZM24 60V59H23ZM27 60V59H26ZM86 60V59H85ZM83 60V61H85ZM94 60V58H93ZM92 60V61H93ZM97 60V59H96ZM99 60H102L101 58ZM130 60V59H129ZM224 60V59H223ZM16 61V60H14ZM51 61V60H50ZM73 61V60H72ZM81 61V62H83ZM136 61V60H135ZM185 61V60H184ZM188 61V60H187ZM260 61V60H258ZM257 61V62H258ZM1 62V61H0ZM17 62V61H16ZM14 62V63H16ZM56 62V61H55ZM58 62V61H57ZM56 62V64H57ZM68 62V61H67ZM70 62V61H69ZM68 62V63H69ZM87 62V61H86ZM99 62V61H98ZM96 62V63H98ZM118 62V61H117ZM122 62V61H121ZM189 62V61H188ZM216 62V61H215ZM219 62V61H218ZM231 62H234V61H231ZM13 63V65H14ZM52 63V62H50ZM80 63V62H79ZM78 63V64H79ZM88 63V62H87ZM91 63V62H90ZM131 62H129L130 64ZM186 63V62H185ZM192 63V62H191ZM195 63V62H194ZM203 63V62H202ZM1 64V63H0ZM18 64V63H17ZM33 64V63H32ZM55 64V66H56ZM82 64V63H81ZM118 64V63H117ZM120 64V63H119ZM210 64V63H209ZM235 64V63H234ZM54 65V64H53ZM52 65V66H53ZM68 65V64H67ZM67 65H64L67 66ZM125 65V64H124ZM192 65V64H191ZM195 65V64H194ZM199 65V64H198ZM4 66V64H3ZM27 66V64H26ZM54 66V68H55ZM70 66V65H69ZM111 66V65H110ZM115 66V65H114ZM132 66V65H131ZM210 66V65H209ZM236 66V65H234ZM233 66V68H234ZM2 67V66H0ZM19 67V65H18ZM22 66L20 65V68ZM40 67V68H41ZM73 67V66H72ZM75 67V66H74ZM79 67V66H78ZM89 67V66H88ZM101 67V65H100ZM134 67V66H133ZM132 67V68H133ZM156 67V66H155ZM160 67V66H159ZM170 67V66H169ZM168 67V68H169ZM238 67V66H236ZM258 68H263L262 67V64H258L257 65ZM7 68V67H6ZM19 68V69H20ZM26 67H24L25 69ZM51 68V67H50ZM63 68V67H62ZM135 68V67H134ZM31 69V68H30ZM52 69V68H51ZM91 69V67H90ZM95 69V68H94ZM97 69V68H96ZM103 69V68H102ZM109 69V68H108ZM117 69H118V66H117ZM116 69V70H117ZM126 69V68H125ZM123 71V73L127 70ZM138 69V68H137ZM140 69V68H139ZM204 69V67H203ZM2 69H0L1 71ZM58 70V69H56ZM56 70H53V71H56ZM87 70V69H86ZM100 70V69H99ZM115 70V72H116ZM136 70V69H135ZM232 70V69H231ZM263 70V69H261ZM52 71V70H51ZM88 71V70H87ZM90 71V70H89ZM96 71V70H95ZM98 71V70H97ZM101 71V70H100ZM108 71V70H107ZM129 71V70H128ZM138 71V70H137ZM209 71V70H207ZM8 72H10L8 70ZM50 72V71H49ZM59 72V71H58ZM56 72V73H58ZM77 70L76 68H71L69 70H66V71H63L61 72L62 76L64 75V79L63 81H66V82H71L76 74ZM85 72V71H84ZM120 72V71H119ZM155 72V71H154ZM153 72V73H154ZM168 72V70H167ZM44 73V72H43ZM53 73V72H52ZM54 73V74H56ZM60 73V72H59ZM100 73V72H99ZM104 73V72H103ZM136 73V72H135ZM149 73V74H150ZM223 73V72H222ZM231 73V72H230ZM233 73V72H232ZM247 73V71L245 72ZM261 73V71L259 72ZM9 74H12L11 72ZM79 74V73H78ZM89 74V73H88ZM131 74V73H130ZM60 75V76H61ZM98 75V74H97ZM100 75V74H99ZM5 80L7 78V81H4L3 84H1L3 87H5L6 85L8 86V89H10L8 91V89L4 88L3 91H8L4 97L0 98V113H3V111L6 110L7 107H9V103L11 102L12 98H14V96L20 92L22 93H25V94H31V95H28L30 97V100L32 102H38V104L40 105V108H41V115H44V111L46 110L45 109V106L48 105V108H50L49 106H51L50 110L52 111V113L50 112L49 113H46L45 114V117L46 120L47 119H51L53 122H55V124L53 125L51 122L47 123L45 122V120L43 121L42 119V122H41V126H38V128L40 127L41 130H43L44 132L47 131V133H43L42 134V131H41V134L40 132L38 133V137H36L37 140H39V142L41 144H44V147L41 148V153L42 154H48L49 152L53 151V150H60L61 149V144L60 142L64 139L63 137L65 136H62L61 135V131L58 133V134H54L52 132V129L51 128H54L57 127V125L61 124V120L62 119V116H60L61 114H58V106H57V102L56 100L53 101V97H54V94H55V91L58 87V84L59 82H54L53 84L49 85V86H46L45 83L42 84L41 81L36 77L34 78H30L28 75L25 76V73L23 72H18L15 74V76L13 78H10V77H5V75L3 74ZM2 76V77H3ZM58 76V75H57ZM55 76V77H57ZM61 76V77H62ZM136 76V75H135ZM167 76V75H166ZM1 77V76H0ZM1 77V78H2ZM27 77V78H25ZM88 77V76H87ZM170 77V76H169ZM41 78V77H40ZM91 78V77H90ZM54 79V78H53ZM60 79V78H59ZM77 79V78H76ZM85 79V78H83ZM89 79V78H88ZM94 79V81L96 80ZM110 79V78H109ZM134 79V78H133ZM86 80V79H85ZM93 80V79H92ZM158 80V79H157ZM53 81H56L53 80ZM52 81V82H53ZM74 81V80H73ZM195 81V83H194ZM242 81V80H241ZM241 81L239 84H241ZM245 81H246V78H245ZM9 82V83H8ZM51 82V83H52ZM65 82V83H66ZM90 82V81H89ZM88 82V84H89ZM234 82V83H233ZM244 82V81H243ZM48 84H49V81H48ZM67 84V83H66ZM83 84V83H82ZM93 84V83H92ZM90 84V85H92ZM238 84V85H239ZM65 85V84H64ZM81 85V84H80ZM202 85V86H203ZM237 85V84H236ZM66 86V85H65ZM68 86V85H67ZM70 86V85H69ZM87 86V85H86ZM175 86V87H174ZM92 87V86H91ZM96 87V86H95ZM93 87V88H95ZM107 87V86H106ZM258 87V86H257ZM256 86H251V85H246L242 88H238V86H235L236 90L238 91L239 89V92L240 93H246V92H249V91H254L256 92V90H258ZM63 88V86H62ZM98 88V87H97ZM96 88V89H97ZM109 88V87H108ZM234 88V89H235ZM84 89V88H83ZM88 89V88H87ZM95 89V90H96ZM100 89V87H99ZM69 89H67L68 91ZM71 90V89H70ZM159 90V89H158ZM2 91V90H1ZM65 91V90H64ZM94 91V90H93ZM171 91V90H170ZM201 91V90H200ZM84 92V91H83ZM89 92V91H88ZM206 92V91H205ZM235 92V91H234ZM233 92V93H234ZM260 92V91H259ZM2 93V92H1ZM0 93V94H1ZM71 93V92H70ZM91 93V92H90ZM94 93V92H93ZM252 93V92H251ZM3 94V93H2ZM67 94V93H66ZM137 94H139L140 96V99L138 96H136ZM164 94V93H163ZM169 92H168V96H169ZM249 93H247L246 95H248ZM256 94V93H255ZM254 94V95H255ZM258 94V92H257ZM22 95L20 97H22ZM68 95V94H67ZM71 95V94H69ZM162 95V94H161ZM160 95V96H161ZM166 95H167V92H166ZM244 95V94H243ZM242 95V96H243ZM252 95V94H250ZM249 95V96H250ZM253 95V96H254ZM60 96V95H59ZM159 97V98H156V97ZM165 97V95H163ZM211 96H212V99H211ZM235 96V95H234ZM237 96V95H236ZM235 96V98H236ZM24 97V96H23ZM167 97V96H166ZM165 97V98H166ZM246 97V96H245ZM25 98V97H24ZM28 98V97H26ZM25 98V99H26ZM231 97H229L228 99H230ZM21 99V98H20ZM66 99V100H67ZM169 99V98H168ZM237 99V98H236ZM241 98H239L240 100ZM16 100V99H15ZM65 100V99H64ZM231 100V99H230ZM233 100V99H232ZM25 101V100H24ZM61 101V99H60ZM68 101V100H67ZM170 101V102H171ZM248 101V100H247ZM257 101V99H256ZM15 102V101H13ZM23 102V100H22ZM69 102V101H68ZM166 105L167 107V110L166 113H168V115H165V116H161L159 114H157L159 111H161V103ZM229 102V101H228ZM237 102H238V99H237ZM67 103V102H66ZM100 103H104L105 105L102 104V106L100 108H98V104ZM213 103V104H212ZM254 103V102H253ZM260 103V102H259ZM258 103V104H259ZM14 104V103H13ZM31 104V103H30ZM35 103H33L32 105H34ZM217 106H216V105ZM53 105V107H52ZM62 105V104H61ZM159 105V106H158ZM238 105V103H237ZM236 105V107H237ZM253 105V104H252ZM255 105V104H254ZM257 105V104H256ZM262 105V104H260ZM16 106V105H15ZM20 106V105H19ZM66 106V104H65ZM11 107H13V105H11ZM56 107V108H55ZM199 107H204V111H200L198 110ZM252 107V106H251ZM255 107V106H253ZM252 107V108H253ZM261 107V106H260ZM14 108V107H13ZM35 108V107H34ZM77 108V110H79ZM84 108V109H83ZM15 109V108H14ZM65 109V107L63 108ZM68 109V108H67ZM250 109V108H249ZM255 109V108H254ZM261 109V108H260ZM12 110V109H11ZM49 110V109H48ZM60 110V109H59ZM73 110V109H72ZM166 110V109H165ZM172 110V111H171ZM253 110V109H252ZM256 110V109H255ZM263 110V109H261ZM14 111V110H13ZM22 111V109H21ZM24 111V110H23ZM63 111V110H62ZM163 111V110H162ZM26 112V110H25ZM46 112V111H45ZM48 112V111H47ZM81 112V111H80ZM126 112V114H130L128 115L129 117V120H127V118L124 116V113ZM249 112V110L247 111ZM252 112V111H251ZM255 112V111H254ZM259 112V111H258ZM257 112V113H258ZM18 113V112H17ZM68 113V112H67ZM79 113V112H78ZM253 113V112H252ZM257 113H253L252 115H255ZM13 114V113H12ZM81 114V113H80ZM137 114V115H136ZM165 114V113H164ZM212 114V116H210ZM260 114V113H259ZM84 115V114H82ZM133 115L136 116V125L133 123L132 119H133ZM159 115V116H158ZM172 116V115H177L176 117H180L179 121H184V125H183V128H182V131H180V129L178 130V133L180 134H185L187 133L188 135L185 136V135H182L183 137H188L186 138L182 143H176L175 140L178 138V136L176 135H171L169 134L168 130L170 131L171 128H175L176 126H181V125H178L180 123H176V126L174 124V122L176 121L175 119L174 120H171L169 116ZM264 115V114H263ZM260 114V116H263ZM22 116V115H21ZM27 116V115H26ZM64 116V115H63ZM87 116V115H85ZM84 116V117H85ZM33 117V116H32ZM174 118V116H172ZM254 117V116H253ZM4 118V117H3ZM11 118V117H10ZM38 118V117H37ZM43 118V116L41 117ZM244 118H246L244 120ZM256 118V117H255ZM39 119V118H38ZM69 119V118H68ZM81 119V118H80ZM84 119V118H83ZM12 120V119H11ZM21 120V119H20ZM93 120V119H92ZM95 120V119H94ZM6 121V120H5ZM8 121V120H7ZM6 121V122H7ZM19 121V120H18ZM40 121V120H39ZM48 121V120H47ZM135 121V120H134ZM255 121V120H254ZM258 122V120H256ZM255 121V122H256ZM3 122V121H2ZM11 122V121H10ZM24 122V121H23ZM22 122V124H23ZM28 122V121H27ZM254 122V123H255ZM14 123V122H13ZM16 123V122H15ZM30 123V122H29ZM11 124V123H10ZM100 124V123H99ZM252 124V122H251ZM256 124V123H255ZM16 125V124H15ZM21 125V124H20ZM94 125V124H92ZM144 125H148V129L150 128L149 130V143H147V145L145 144L147 142V138H146V135H143V137L141 138V127H143ZM253 125V124H252ZM257 125V124H256ZM22 126V125H21ZM80 126V125H79ZM100 126V125H99ZM258 126V125H257ZM264 126V125H263ZM29 127V126H28ZM60 127V126H58ZM57 127V128H58ZM83 127V126H82ZM91 127V125L89 126V128ZM254 127V126H253ZM23 128V127H22ZM21 128V129H22ZM80 128V127H79ZM87 128V127H86ZM96 128V127H95ZM100 128V127H99ZM180 128V127H179ZM256 128V127H255ZM7 129V128H6ZM9 129V128H8ZM82 129V128H81ZM92 129V128H91ZM176 129V128H175ZM146 130V128H145ZM174 130V129H173ZM1 131V129H0ZM13 131L12 134H10L11 136L15 137L13 142L12 143L13 145L14 144H19V145H26L29 143V140L32 139V136L30 137L29 135H27L25 132H23L22 130H18V128L16 127L15 129L11 130ZM20 131V133L18 132ZM22 131V133H21ZM148 132V130H146ZM145 131V132H146ZM2 132V131H1ZM6 132V130H5ZM4 132V133H5ZM63 132V131H62ZM77 132V131H76ZM84 132V131H83ZM29 133H30V130H29ZM35 133V132H34ZM68 133V132H67ZM2 134V133H1ZM31 134V133H30ZM63 134V133H62ZM75 134L77 135V133H73L70 137L69 135V138L73 139L75 137ZM147 134V133H146ZM6 137L8 135V133L6 132L4 134ZM3 135V136H4ZM260 136V135H259ZM4 137V138H6ZM10 137V136H8ZM80 137V139H82ZM123 137V139H125V141H130V144L132 146V149L130 148L129 149V146L128 147H125V146H121L120 144V139ZM184 137V138H185ZM67 139V138H66ZM65 139V140H66ZM179 139V138H178ZM207 140L208 141V144L206 146H202V145H199V142L201 140ZM7 140V139H6ZM10 140V139H9ZM12 140H10L12 142ZM33 140V139H32ZM31 140V142H32ZM35 140V139H34ZM68 140V139H67ZM4 141V140H3ZM81 141V140H79ZM28 142V143H27ZM78 142V140H77ZM127 142V143H128ZM4 142H2L3 144ZM37 143V142H36ZM34 143V144H36ZM63 143V142H62ZM67 143V142H66ZM65 143V144H66ZM7 144V143H6ZM64 144V145H65ZM30 145V144H29ZM40 145V144H38ZM46 145V146H45ZM77 145V144H76ZM75 145V146H76ZM73 146V145H72ZM8 147V145H7ZM13 147V146H12ZM24 147V146H23ZM26 147V146H25ZM24 147V148H25ZM69 147V146H68ZM77 147V146H76ZM18 148V147H16ZM75 148V147H74ZM25 150V149H24ZM87 150V149H86ZM13 151V149H12ZM64 151V150H63ZM83 151V150H82ZM6 152V151H5ZM8 152V151H7ZM6 152V153H7ZM19 152V151H18ZM21 152H22V148H21ZM25 152V151H24ZM79 152V151H78ZM171 153L174 154V152L176 153L175 155L171 156ZM23 153V152H22ZM17 154V152H16ZM21 154V153H20ZM67 154V153H66ZM79 154H82V152H80ZM128 154H131L132 155V158L136 157V155L138 156L137 159H132L131 157L128 158ZM170 154V156H169ZM12 155V154H11ZM92 155V154H91ZM128 155V156H127ZM1 156V155H0ZM23 156V155H22ZM26 156V155H25ZM28 156V155H27ZM146 156V159H148L149 163H143L142 161V157H145ZM169 156V157H168ZM168 157V158H167ZM8 158V157H7ZM20 158V157H19ZM43 158V157H42ZM220 158V157H219ZM23 159V158H22ZM25 159V158H24ZM39 159V158H38ZM30 160V159H29ZM80 160V159H79ZM78 160V161H79ZM87 160V159H86ZM145 160V159H144ZM10 161V160H9ZM15 161V160H14ZM40 161V160H39ZM20 161H17V165H21L20 163H18ZM32 162V161H31ZM42 162L44 163V160H42ZM49 162V161H48ZM200 162V161H199ZM4 163V162H3ZM65 163V162H64ZM78 163V162H77ZM197 163V164H196ZM11 164V163H10ZM9 164V166H11ZM15 164V163H14ZM33 164V163H32ZM40 164V163H39ZM46 164V163H44ZM6 165V164H5ZM43 165V164H42ZM76 165V166H77ZM163 165V164H162ZM16 166V165H15ZM14 166V167H15ZM36 166V165H35ZM45 168L43 170L41 169H38L37 172L38 174L36 176H42L44 177V180L43 179H39L40 181L39 182H35L34 180V183L35 185L37 184V186L35 187V189L37 190V196H32L34 197L33 199H36V200H42L41 202L43 203L42 207H40V211H37L39 212V214L37 216H35V218L32 219L33 223L35 222H38L40 224V228H41V234L39 233L40 235V238H39V245L43 246L42 247V251L39 249V250H33V252H31L30 254H25L24 252L22 251H17L18 254L17 256L14 254V256H16V258H14V256H12L13 258L10 259V260H13L14 264H35L34 262H38L40 261L39 264H60V262L58 260L59 258V255L58 254H52L50 251L49 255L46 256V258L44 259H40V257L42 256V253L43 251L47 250L48 247L52 244H56V248L55 250L53 251V248H52V251L55 252L57 249V252H62V251H69L71 252V255L74 253V254H82L83 253H87V252H90L92 249L93 251L96 250L97 252H101L103 251L104 249L106 250L107 254H108V258H109V263L111 264H130L132 262L136 263L137 260L139 261V259H145L147 255H145V253H143V250L141 247L143 246L145 240H147V238H149L148 236L151 234L152 230L155 229L156 227V222L158 220V216H156L154 213H152L151 211L153 209H158V210H161V214L163 212V208L165 207V203L163 201H161L159 199V201L157 199V201H152L151 203H149V205H147V209L145 210L144 209H141V210H137V208H139V202L140 201H136L135 203H133V206L132 204H130V209L127 208L128 210H123V211H120L119 210V204H120V201L122 200V192H119L118 194L115 192V194H117V196H115V203H114V206L117 208L113 211V217L111 219V221L108 223L107 225V232H105V234L98 240V241H85V240H80L78 241L77 243H75L73 241V238L74 237H78L79 234H81L84 230H86L88 227L86 226V223L84 222V220H82V216L84 215H88L87 212L86 214H84L85 210L83 211L82 210V207H79L78 203L75 204V200H71V198L68 196L69 193H67L68 195L64 194L63 192L65 191H61L63 190L62 187L60 188H56V189H59L61 192L59 191H56L58 193H56L53 189L55 187H53V191L52 192H49V190L46 189L45 186H43V182H45V180H47V178H49V176H51L53 174V172L55 171V168L56 166L55 165H51L48 163V165H44ZM71 166V165H70ZM156 166V167H157ZM165 166V167H166ZM23 167V166H22ZM21 167V168H22ZM134 167V166H133ZM140 167H143V165ZM155 167V168H156ZM4 168V167H3ZM7 168V167H6ZM17 168V167H16ZM79 168V167H78ZM10 169V168H9ZM14 169V168H13ZM144 169V168H143ZM159 169V168H158ZM157 168L155 170H158ZM196 169V168H195ZM194 169V170H195ZM35 170V169H34ZM153 170V168L151 169ZM150 170V171H151ZM161 170V169H160ZM167 170V169H166ZM5 169L4 170H1L0 169V182H3L5 181L6 177H5V173H4ZM36 172V173H37ZM70 172V171H69ZM72 172V171H71ZM24 173V172H23ZM57 173V172H56ZM156 174H158L156 171H155ZM155 173H153L155 175ZM169 173V170L168 172ZM193 173V172H192ZM33 174V173H32ZM150 174V173H149ZM148 174V175H149ZM161 174V173H160ZM164 174V173H162ZM166 174V172H165ZM188 174V173H187ZM186 173L184 174H180L178 173L177 171L174 172V176L183 181L182 179H186V176H187ZM66 175V174H65ZM64 175V176H65ZM170 175V174H169ZM167 175V176H169ZM217 175V176H219ZM21 176H22V173H21ZM147 176V175H145ZM143 177L141 180H140V183L143 184V188L145 187L144 191H142V187H140V191L141 194L140 196L138 197V200H143V199H147V198H150V195L152 193V191L150 190V187H151V184L149 183L151 178H147V177ZM151 176V175H150ZM149 176V177H150ZM157 176V175H155ZM172 176V175H171ZM173 176V177H174ZM215 176V175H214ZM20 177V176H19ZM26 177V176H25ZM29 177V176H28ZM33 177V176H32ZM31 177V178H32ZM35 177V176H34ZM132 177V176H131ZM159 177V175L157 176ZM162 177V175H161ZM18 178V177H17ZM21 178V177H20ZM24 178V176H23ZM36 178V177H35ZM66 178V176H65ZM133 178V177H132ZM131 178V180H132ZM141 178V177H140ZM188 178V177H187ZM217 178V177H215ZM214 178V179H215ZM240 180L238 181V183L235 185L233 184L235 187H233V185L231 184V180L233 179H237ZM9 179V178H8ZM13 179V178H12ZM50 179V178H49ZM112 179V180H113ZM157 179V178H156ZM7 180V179H6ZM15 180V179H14ZM29 180V179H28ZM137 180V179H135ZM155 180V179H154ZM188 180V179H187ZM18 181V180H17ZM38 181V180H37ZM51 181V180H49ZM111 181V180H110ZM115 181V182H116ZM134 181V180H133ZM157 181V180H156ZM203 181V180H202ZM213 181V180H212ZM211 181V182H212ZM215 181V180H214ZM218 181V180H217ZM231 181V182H230ZM236 182V180H234ZM8 182V181H7ZM6 182V183H7ZM11 182V181H10ZM33 181L31 180L30 182L28 181V183H32ZM48 182V181H47ZM60 182V181H59ZM58 182V183H59ZM63 182V180H62ZM155 182V181H154ZM205 181H203L204 183ZM221 182V183H222ZM17 183H20V182H17ZM22 183V182H21ZM51 183V182H50ZM111 183V182H110ZM131 183V182H130ZM137 183V182H136ZM157 182H155L156 184ZM190 183V182H189ZM199 183V182H198ZM202 183V182H201ZM210 184V182H208ZM219 183V184H221ZM226 183V184H225ZM4 184V182L2 183ZM9 184V183H8ZM7 184V185H8ZM12 184V183H11ZM24 184V183H22ZM18 185L19 187L22 185ZM117 184V183H116ZM158 184V183H157ZM192 184V183H191ZM207 184V185H209ZM215 184V183H213ZM216 184L218 185V183L216 182ZM215 184V185H216ZM1 185V184H0ZM5 185V184H4ZM50 185V184H49ZM55 185V184H54ZM63 185V183H62ZM132 185V183L130 184ZM134 185V183H133ZM159 185V184H158ZM163 185V184H162ZM197 184H195L196 186ZM200 185V184H199ZM212 185V184H210ZM24 186V185H23ZM28 186V185H27ZM31 186V185H30ZM29 186V188H30ZM135 186V185H134ZM202 186V185H201ZM204 186V185H203ZM206 186V185H205ZM263 186V185H262ZM22 187V186H21ZM20 187V189H21ZM59 187V186H58ZM108 187V186H107ZM116 187L118 188L119 186L116 185ZM131 187V186H130ZM129 187V188H130ZM137 187V189L139 188ZM154 187V185H153ZM178 187V186H177ZM180 187V189H179ZM178 187V190H179V204L180 202H183V204L186 202V200H189L192 196V186H190L189 184H185V186L183 185V187L179 186ZM208 186H206L207 188ZM212 187V186H211ZM209 187V188H211ZM215 186H213L214 188ZM26 188V187H25ZM27 188L26 190L24 191H18V193L12 198L13 201H11V203L8 201V203H10V205L6 206L5 207V204H4V211H3V217L6 216V220H2V223H4L6 225V227H8L11 231H13L14 233H16L17 235H21L23 232H25L26 230H28V225H20L19 223V218L21 215H23L30 207L31 205V202H29L30 198V193H31V189ZM33 188V187H32ZM80 188V189H81ZM123 188V187H122ZM121 188V190H122ZM125 188V187H124ZM132 188H135V187H132ZM164 188V187H163ZM204 188V187H203ZM23 189V187H22ZM107 189V188H106ZM120 189V188H119ZM136 189V188H135ZM134 189V191L136 192V190ZM153 189V188H152ZM212 189V188H211ZM211 189H208L207 190H211ZM3 190V189H2ZM17 190V189H15ZM30 190V191H29ZM36 190L35 193H36ZM51 190V189H50ZM73 190V189H72ZM75 190V189H74ZM125 190V189H124ZM195 190V189H194ZM201 190V189H200ZM204 190V189H202ZM216 190V189H215ZM33 191V190H32ZM106 191V190H105ZM104 191V192H105ZM108 191V190H107ZM139 191V192H140ZM212 191V190H211ZM210 191V192H211ZM214 191V190H213ZM232 191V190H231ZM230 191V192H231ZM68 192V191H67ZM70 192V191H69ZM74 192V191H73ZM72 192V193H73ZM80 190H78V194ZM118 192V190H117ZM202 192V191H201ZM215 192V191H214ZM11 193V192H10ZM15 193V191H14ZM76 193V192H75ZM138 193V191H137ZM155 193V192H154ZM200 193V192H199ZM264 193V192H262ZM12 194V193H11ZM10 194V195H11ZM32 194V193H31ZM103 194V193H102ZM101 194V195H102ZM133 194V192H132ZM131 194V195H132ZM156 194V193H155ZM195 194V192H194ZM211 194V193H210ZM233 194V193H232ZM231 194V195H232ZM137 195V194H136ZM139 195V194H138ZM199 196V194H197ZM209 195V194H208ZM243 195V194H242ZM250 195V194H249ZM13 196V195H12ZM72 196V195H71ZM114 196V195H113ZM133 196V195H132ZM156 196V195H155ZM177 196V195H175ZM196 196V197H198ZM210 196V195H209ZM212 196H213V193H212ZM216 196V195H215ZM31 197V199H32ZM73 197V196H72ZM100 197V196H98ZM105 197V196H104ZM124 197V196H123ZM135 197V196H134ZM137 197V196H136ZM135 197V199H136ZM152 197V196H151ZM158 197V196H157ZM163 197V196H162ZM216 197V198H217ZM226 197V196H225ZM29 198V199H28ZM77 198V196H76ZM80 198V197H79ZM88 198V199H89ZM103 198V197H102ZM106 198V197H105ZM113 198V197H112ZM111 198V199H112ZM174 198V196H173ZM194 198V197H193ZM199 198V197H198ZM196 198V200L198 199ZM208 198V197H207ZM245 198V197H244ZM11 199V198H9ZM94 199V198H93ZM101 199V198H100ZM134 199V198H133ZM164 199V197H163ZM175 199V198H174ZM195 199V198H194ZM246 199L252 201L254 198L251 196V197H246ZM29 200V201H28ZM90 200V199H89ZM98 200V199H96ZM102 200V199H101ZM151 200V199H150ZM154 200V198H153ZM207 200V199H206ZM112 203L113 201L110 200ZM144 201V200H143ZM171 201V200H170ZM178 201V200H177ZM198 201V200H197ZM205 201V200H204ZM202 201V202H204ZM40 202V201H39ZM87 202V201H86ZM90 202V201H89ZM134 202V201H133ZM146 202V201H145ZM168 202V201H167ZM189 202V201H188ZM192 202V201H191ZM195 202V201H194ZM38 203V202H37ZM61 203H65L67 204L64 208L61 209V205L59 207V205ZM123 203V201H122ZM174 203V202H173ZM171 203V204H173ZM197 203V202H196ZM258 203V202H257ZM111 204V203H110ZM170 204V203H168ZM176 204V202H175ZM182 204V205H183ZM187 204V203H186ZM198 204V203H197ZM202 204V203H201ZM242 204V203H241ZM97 205V204H96ZM188 205V204H187ZM189 205L192 206V204L189 203ZM194 205V204H193ZM205 205V204H204ZM81 206V205H80ZM85 206V205H84ZM83 206V207H84ZM145 206V205H144ZM169 206V205H168ZM180 206V205H179ZM111 207V205H110ZM127 207V206H126ZM129 207V206H128ZM186 207V206H185ZM190 207V206H189ZM193 207V206H192ZM195 207V206H194ZM200 206H198L199 208ZM206 206H204L205 208ZM263 207V206H262ZM86 208V207H85ZM125 209V207H123ZM142 208V207H140ZM169 208V207H168ZM176 208V206H175ZM175 208H171V210H174ZM184 208V206H183ZM183 208L182 209V212L183 211ZM196 208V207H195ZM203 208V206H202ZM202 208H199L200 210ZM170 209V208H169ZM193 209V208H191ZM260 209V207H259ZM92 210V208H91ZM168 210V209H167ZM196 210V209H195ZM133 211H137V214H136V219L135 221L133 220H130L128 215L129 213H132L133 214ZM166 211V210H165ZM177 211L178 212H181V210L179 211L178 207H177ZM176 211V212H177ZM189 211V210H188ZM190 211H193V210H190ZM90 212V211H89ZM88 212V213H89ZM92 212V211H91ZM156 212V211H155ZM159 212V211H157ZM169 212V210H168ZM250 212V211H249ZM257 212V211H256ZM255 212V213H256ZM28 213V212H27ZM95 213V211H94ZM1 214V213H0ZM160 214V212H159ZM182 214V213H181ZM204 214V213H203ZM248 214V213H247ZM250 214V213H249ZM5 215V216H4ZM95 215V214H94ZM195 215V214H194ZM197 215V214H196ZM251 215V214H250ZM1 216V215H0ZM93 216V215H92ZM99 216V215H98ZM181 216V215H180ZM191 216V215H189ZM198 216V215H197ZM205 217L206 219V215H202ZM246 216V215H245ZM253 216V215H252ZM60 217V218H59ZM63 217V218H61ZM86 217V216H85ZM84 217V219H85ZM95 217V216H94ZM188 217V216H187ZM200 217V216H198ZM23 218V217H22ZM58 218V219H57ZM29 219V217H28ZM87 219V217H86ZM85 219V220H86ZM89 219V217H88ZM184 219V217H183ZM182 219V220H183ZM186 219V217H185ZM194 219V217H193ZM201 219V217H200ZM53 220V221H52ZM178 220H181V219H178ZM244 220V219H243ZM253 220V219H252ZM256 220V221H255ZM31 221V222H32ZM90 221V220H89ZM103 221V220H102ZM184 221V220H183ZM189 221V220H188ZM254 221L256 222L255 225H256V229L253 228V231L254 230H257V231H264L263 228H264V208H262L261 210H259V212L256 213V219H254ZM182 222V221H181ZM180 222V223H181ZM187 222V221H186ZM192 222V221H190ZM194 222V221H193ZM201 222H204V221H201ZM200 222V223H201ZM209 222V221H208ZM0 223H1V219H0ZM23 223V222H22ZM95 223V222H94ZM105 223V224H107ZM196 223V221H195ZM198 223V222H197ZM196 223V224H197ZM204 223H207V222H204ZM30 224V223H29ZM96 224V223H95ZM101 224V223H100ZM185 224V223H183ZM182 224V225H183ZM187 224V223H186ZM194 224V223H193ZM195 224V226H196ZM209 224V223H208ZM207 224V226H208ZM178 225V224H177ZM180 225V224H179ZM181 225V227H183ZM199 225V224H198ZM203 225V224H202ZM201 225V226H202ZM4 227V225H2ZM99 226V225H97ZM101 226V225H100ZM187 226V225H186ZM205 226V225H204ZM205 226V227H207ZM189 227V226H188ZM200 227V226H199ZM203 227V226H202ZM255 227V226H253ZM1 228V227H0ZM7 228V230H8ZM93 228V227H92ZM96 228V227H95ZM157 228V227H156ZM162 227H160V230H159V233L160 234V239L161 240H164L165 238V228L161 229ZM192 228V227H190ZM194 228V227H193ZM208 228V227H207ZM206 228V229H207ZM39 229V228H37ZM100 229V228H99ZM102 229V227H101ZM104 229V228H103ZM159 229V228H157ZM167 229V228H166ZM187 229V227H186ZM203 229V228H202ZM211 229V230H212ZM226 229H225V232H226ZM6 230V229H5ZM93 230V229H92ZM168 230V229H167ZM182 230H185V228ZM208 230L210 231V228H208ZM238 230V229H236ZM243 230V229H242ZM95 231V230H94ZM180 231V229H179ZM201 231V230H200ZM206 231V230H205ZM40 232V231H39ZM90 232V231H89ZM101 232V231H100ZM158 232V231H157ZM156 232V233H157ZM211 232V231H210ZM215 232V230H214ZM233 232V231H232ZM238 232V231H237ZM86 233V231H85ZM155 233V234H156ZM235 233V232H234ZM12 234V233H11ZM24 234V233H23ZM96 234V233H95ZM98 234V233H97ZM154 234V233H153ZM170 234V232L168 233V235ZM211 234V233H210ZM255 234H256V231H255ZM82 235V234H81ZM84 235V234H83ZM87 235V233H86ZM86 235L84 237H86ZM100 235V234H98ZM97 235V236H98ZM157 235V234H156ZM213 235V234H212ZM211 235V236H212ZM239 235V234H238ZM264 235V234H263ZM2 236V235H1ZM0 236V237H1ZM18 236V237H19ZM47 236L48 238L49 237H53V240L52 242H50L49 240H47ZM88 236V235H87ZM96 236V235H95ZM151 236V235H150ZM167 236V235H166ZM240 236V235H239ZM258 236V235H257ZM39 237V236H38ZM2 238V237H1ZM96 238V237H95ZM135 238L136 239H139L140 241L137 242L135 241ZM178 238V237H177ZM261 238V236L259 237ZM77 239V238H76ZM152 239V237H151ZM256 239V238H255ZM3 240V239H2ZM87 240V239H86ZM94 240V239H93ZM97 240V238H96ZM166 240V238H165ZM168 240V238H167ZM240 240V239H239ZM38 241V240H37ZM156 241V240H155ZM187 241V240H185ZM139 243V244H138ZM156 243V242H155ZM164 243V242H163ZM162 243V244H163ZM167 243V242H166ZM258 244H260L259 247L262 248V251L261 252H255V253H259L258 257L254 256L257 258V260L255 261V264H264V236L260 239L259 242H257ZM149 244V243H148ZM154 244V243H153ZM159 244V242H157V245ZM37 245V244H36ZM156 245V244H155ZM165 245V244H164ZM163 245V246H164ZM180 245V244H178ZM256 245V244H255ZM160 246V245H159ZM184 246V245H183ZM182 246V247H183ZM189 246V245H188ZM197 246V245H196ZM36 247V246H35ZM161 247V246H160ZM200 247V246H198ZM254 247V245L252 246ZM257 247V245H256ZM258 247V248H259ZM38 248V247H37ZM139 248L142 249V251L140 250L139 251ZM186 248V247H184ZM255 248V247H254ZM253 248V249H254ZM146 249V247H145ZM156 249V248H155ZM164 248L162 247L161 250L163 251L162 253L164 254V251L163 250ZM197 249V248H196ZM10 250V249H9ZM104 250V251H105ZM258 250V249H257ZM8 251V250H7ZM28 251V250H27ZM255 251V249H254ZM259 251V250H258ZM16 252V251H15ZM30 252V251H29ZM146 252V251H144ZM159 252V251H158ZM157 252V253H158ZM229 252V251H228ZM232 252V251H231ZM14 253V252H13ZM102 253V252H101ZM156 253V254H157ZM208 253V252H207ZM212 253V252H211ZM235 253V252H234ZM44 254V253H43ZM67 254V252L65 253ZM64 254V255H65ZM94 254V253H92ZM228 254V253H227ZM227 254H224V256L222 257H219L218 258V261L216 262L217 264H227L228 262H230L231 260H233V257H230V256H227ZM231 254V253H230ZM233 254V253H232ZM9 255V254H8ZM13 255V254H12ZM47 255V253H46ZM63 255V254H61ZM81 255V256H82ZM90 255V254H88ZM137 255V256H136ZM145 255V257L143 258V256ZM234 255V254H233ZM232 255V256H233ZM256 255V254H254ZM10 256V255H9ZM45 256V254H44ZM78 256V255H77ZM76 256V257H77ZM81 256H78V257H81ZM93 256V255H92ZM103 256V255H102ZM165 256V254H164ZM196 256V255H195ZM62 257V256H61ZM73 257V256H72ZM86 257H89V256H86ZM137 257V259L135 260V258ZM161 257V256H159ZM200 257V256H199ZM211 257V256H210ZM42 258V257H41ZM82 258V257H81ZM85 258V257H83ZM82 258V259H83ZM92 258V257H91ZM99 258V257H98ZM97 258V259H98ZM106 256L103 258L105 259ZM168 258V257H167ZM196 258V257H195ZM8 259V260H9ZM58 259V260H57ZM86 259V258H85ZM159 259V258H158ZM215 259V258H214ZM238 259V258H237ZM70 260V259H69ZM80 260V259H79ZM99 260V259H98ZM97 260V261H98ZM101 260V259H100ZM106 260V259H105ZM157 260V259H156ZM160 260V259H159ZM158 260V262H159ZM236 260V259H234ZM90 261V260H89ZM102 261V260H101ZM149 261V260H148ZM147 261V262H148ZM156 262V261H155ZM195 262V261H194ZM79 263V261H78ZM85 263V262H84ZM99 263V262H98ZM161 263V262H160ZM163 263V262H162ZM2 264H3V261H2ZM89 264V263H88ZM93 264V262H92ZM140 264V263H139ZM231 264V262H230ZM252 264H253V261H252Z\"/></svg>",
  "mask_w": 264,
  "mask_h": 264
}]
</instances>
